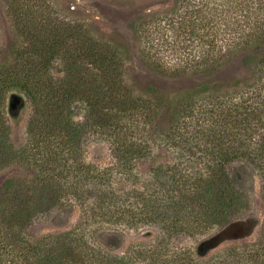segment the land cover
<instances>
[{"label":"trees","instance_id":"trees-1","mask_svg":"<svg viewBox=\"0 0 264 264\" xmlns=\"http://www.w3.org/2000/svg\"><path fill=\"white\" fill-rule=\"evenodd\" d=\"M119 1L135 13L124 31L114 26L106 34L67 0H0L15 33L0 61V172L34 165L31 149L47 152L32 197L28 179L2 186L0 264H133L132 256L116 253L124 232L152 224L168 234L181 228L192 237L210 235L251 208L244 181L251 173L264 198V0ZM169 2L165 11L137 12L141 4ZM175 52L184 61L174 72L200 78L201 86L171 102L153 88L142 93L133 58L160 74L165 54ZM230 69L240 75H226L235 79L227 85L220 79ZM20 103L29 113L28 139L17 147L9 116ZM168 104L171 125L160 132L153 126L159 114L151 113ZM90 130L114 145L116 165L85 163ZM162 144L180 152L156 168L154 148ZM142 161H150L152 185L170 182L166 197L115 188L117 178H135ZM75 207L81 215L73 229L31 247L24 235L38 212ZM162 251L146 258L164 264ZM184 254L181 264H264V228L256 241L215 255L202 248Z\"/></svg>","mask_w":264,"mask_h":264},{"label":"rangeland","instance_id":"rangeland-1","mask_svg":"<svg viewBox=\"0 0 264 264\" xmlns=\"http://www.w3.org/2000/svg\"><path fill=\"white\" fill-rule=\"evenodd\" d=\"M172 6V3H157L155 5L141 4L137 9V12L142 13H154L165 11ZM67 8H71L77 13L93 24L95 27L100 28L104 33L110 34L113 32L115 26L121 31L125 30V26L132 14L135 13L136 8L131 9L122 4L119 0H67ZM15 39V33L13 34L12 28H10L3 12L0 7V61L3 58V52L8 46L12 44ZM166 67L162 73H155L148 70L138 58L132 60V70L136 82H138L139 89L142 93H149L152 88L156 90L155 96H164L167 100H173L177 95L195 91L202 84V80L193 75L186 73H175V69L180 63H183V56L181 52L167 53L165 54ZM174 69V70H173ZM225 74V75H224ZM221 76L220 80H227V85L234 83V78H228L227 76H239L236 70H226ZM234 79V80H233ZM214 78L206 79V82L214 81ZM232 80V81H231ZM231 81V82H229ZM170 104L162 111L154 109L151 116H155V112L159 114V118L155 117L154 128L160 132H167L171 125V116L169 110ZM28 109H25L20 103L16 110H14L9 116V123L12 126V140L17 147H22L27 143L28 133L26 132V125L28 120ZM78 120L84 121L83 112H78ZM149 128V127H148ZM154 131V130H152ZM91 133V134H90ZM89 135L86 137L85 142L82 144V153L85 163L92 164L98 168L105 169L116 165V159L114 154V145L104 136L94 134L93 130H90ZM164 145L161 147H155V153L157 163L156 168L166 163L175 161L172 158L175 155V151L178 148L168 151L164 149ZM166 148V147H165ZM171 152V154L169 153ZM60 155L63 159H66V155L60 151ZM34 165L14 164L8 169L0 172V192L3 184L12 178L28 179L29 184L27 187V193L32 197L35 191L32 181L38 176H42L40 168L41 161L47 158V152L42 148L31 149L29 152ZM173 159V160H170ZM39 165V166H38ZM158 165V166H157ZM150 161H142L139 165L134 167L136 177L127 182L116 179L118 184L114 185L118 192L121 193H134L136 192H156L159 198L166 197L167 194H163V188L166 189V185L162 183L165 179L159 178L160 182L156 185L153 184L152 175H150ZM169 167V166H165ZM116 172V171H115ZM47 173H51L48 171ZM57 173V172H56ZM53 174V173H52ZM120 172L116 175L120 176ZM250 177L244 178L245 189L251 200V208L243 212L240 216L236 217L230 224L221 229H217L207 236L192 237L183 229H176L172 234H168L166 231L161 230L159 226L152 224H143L138 230H128L124 232L122 246L116 251V253L126 254V256H132L131 261H136L133 264H152L146 255L151 250H159L163 248V261L164 264H175L174 260L178 264H181L180 259L186 257V252L191 248L195 250H207L209 255H215L232 245H244L256 241L262 234L264 228V198L261 192V179L255 174L251 173ZM74 180L73 176H70V180ZM122 179V178H121ZM89 186L91 185L88 184ZM114 186H112L114 188ZM114 188V189H115ZM168 189V188H167ZM39 211V210H38ZM81 211L75 207L67 209L65 211L55 210L51 215L38 212L33 222L25 230V238L30 242L31 247L35 246L39 240L46 235H57L67 232L74 228L79 220ZM149 255V254H148ZM177 256V257H176ZM9 260L6 258V261ZM5 261V262H6ZM34 263L33 259L31 264Z\"/></svg>","mask_w":264,"mask_h":264}]
</instances>
